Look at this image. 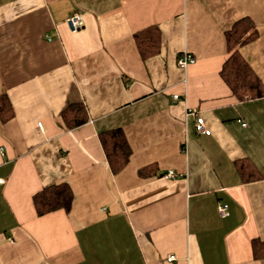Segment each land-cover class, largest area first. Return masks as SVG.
I'll return each instance as SVG.
<instances>
[{"label": "crops", "instance_id": "0c3cea01", "mask_svg": "<svg viewBox=\"0 0 264 264\" xmlns=\"http://www.w3.org/2000/svg\"><path fill=\"white\" fill-rule=\"evenodd\" d=\"M242 18L258 35L240 52L264 83V0H0V97L13 111L0 115V264H264L252 246L264 241V97L242 100L221 76ZM151 26L160 48L143 57L135 34ZM71 104L87 111L74 128ZM118 128L132 154L114 172L99 134ZM60 183L71 210L39 215L35 194Z\"/></svg>", "mask_w": 264, "mask_h": 264}, {"label": "trees", "instance_id": "16d2710c", "mask_svg": "<svg viewBox=\"0 0 264 264\" xmlns=\"http://www.w3.org/2000/svg\"><path fill=\"white\" fill-rule=\"evenodd\" d=\"M258 32L254 23L248 18H242L226 33L229 56L223 64L221 76L228 84L233 94L240 99H258L264 97V83L252 69L248 61L240 52V47L254 40ZM135 40L143 57L154 54L160 48L159 30L151 26L135 34ZM0 115L4 120L13 115L9 102L0 97ZM63 117L70 128H74L87 121V111L82 104H71L64 112ZM106 157L114 172L122 170L130 161L131 146L121 128L112 129L99 134ZM245 162H238L239 170L246 179L259 178V173L248 172ZM153 166L140 169L142 176L150 174ZM248 174V176H247ZM74 201V193L67 183L54 184L45 187L35 194L34 203L39 215L64 209L69 212ZM254 256L264 257V241L254 239L252 242Z\"/></svg>", "mask_w": 264, "mask_h": 264}, {"label": "built area", "instance_id": "2783aa9c", "mask_svg": "<svg viewBox=\"0 0 264 264\" xmlns=\"http://www.w3.org/2000/svg\"><path fill=\"white\" fill-rule=\"evenodd\" d=\"M67 21H68V24H69L72 32H78L84 26L83 15L79 11L72 12V14L70 15V17L68 18ZM195 62H196V58L188 52L182 53L178 59V64L183 68H187L190 64H194ZM174 99L175 100L180 99V96L178 94H176V95H174ZM188 114L196 116V112L194 110H191V109L188 110ZM243 124H245V123H243ZM39 126L42 127V123H39ZM195 127H196V130L198 133H202V134H206V135L212 134V129H211L209 122L205 119V117H203L201 115L197 116V119L195 121ZM3 149L4 148H1V150H3ZM166 176L174 177L175 173L173 171H170L167 173ZM4 182H5V178L0 176V185H2ZM217 210L222 217H228L230 215V211H229L227 204H224L222 202L218 203ZM10 240L14 241L13 239H10ZM167 260L171 261V262L175 261L176 256L175 255H169L167 257Z\"/></svg>", "mask_w": 264, "mask_h": 264}]
</instances>
